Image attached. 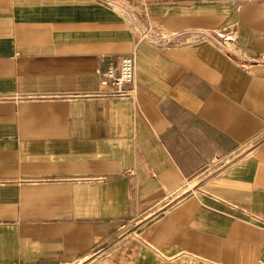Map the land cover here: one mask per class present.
Wrapping results in <instances>:
<instances>
[{"label": "crops", "instance_id": "0c3cea01", "mask_svg": "<svg viewBox=\"0 0 264 264\" xmlns=\"http://www.w3.org/2000/svg\"><path fill=\"white\" fill-rule=\"evenodd\" d=\"M136 3L264 53V0ZM260 261L264 64L155 49L99 0H0V264Z\"/></svg>", "mask_w": 264, "mask_h": 264}, {"label": "built area", "instance_id": "2783aa9c", "mask_svg": "<svg viewBox=\"0 0 264 264\" xmlns=\"http://www.w3.org/2000/svg\"><path fill=\"white\" fill-rule=\"evenodd\" d=\"M111 11L125 19L131 31L138 41L158 50L178 47H192L198 45L212 44L224 51L229 57H234L244 70L250 66L264 64V53L259 59H252L243 53L233 51L234 38L226 35L224 29L220 30H183L176 33H165L157 26L145 20V15L137 12L136 0H99ZM131 66L124 64L120 74L112 82L116 96L125 98L128 94L124 85L131 79ZM257 264H264L257 262Z\"/></svg>", "mask_w": 264, "mask_h": 264}]
</instances>
